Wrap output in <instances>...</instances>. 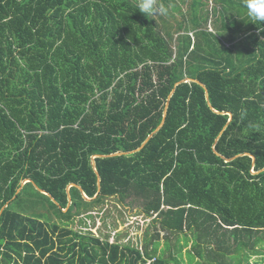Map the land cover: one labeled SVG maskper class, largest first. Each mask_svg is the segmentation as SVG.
<instances>
[{"label": "trees", "instance_id": "trees-1", "mask_svg": "<svg viewBox=\"0 0 264 264\" xmlns=\"http://www.w3.org/2000/svg\"><path fill=\"white\" fill-rule=\"evenodd\" d=\"M137 4L0 0V264H264V27H239L244 58L167 39ZM168 101L141 151L109 157L139 149ZM73 184L98 198L73 187L68 208ZM117 196L185 235L187 258L68 229Z\"/></svg>", "mask_w": 264, "mask_h": 264}, {"label": "rangeland", "instance_id": "rangeland-1", "mask_svg": "<svg viewBox=\"0 0 264 264\" xmlns=\"http://www.w3.org/2000/svg\"><path fill=\"white\" fill-rule=\"evenodd\" d=\"M159 2L168 9L167 16H155L158 23H165L164 36L167 39L180 38V44L183 41L192 40L195 44L203 40H212L217 48L233 47L234 51L242 52L244 58L246 57L247 45L241 41L243 32L239 27L250 25L252 21L246 15L244 0H159ZM233 37L237 38L235 42H231ZM235 44L237 45L234 46ZM27 183L28 180H25L22 185L25 186ZM144 205V200L135 196H128L126 199L122 196L106 198L76 215L67 226L74 232L91 233L96 238L108 240L110 243L118 241L122 246L130 245L141 252L145 250L143 245L146 242L160 240L162 257L185 260L187 258L185 253L191 249L192 242L185 247V235L165 233L159 223L154 224L153 218L147 217ZM51 218L55 223H62L59 217ZM189 236L192 237V234L189 233ZM166 245L169 248H166ZM180 246H183L182 252L179 250ZM152 248L153 246H149L150 251ZM254 260L255 258L251 259L249 264H255Z\"/></svg>", "mask_w": 264, "mask_h": 264}, {"label": "clouds", "instance_id": "clouds-1", "mask_svg": "<svg viewBox=\"0 0 264 264\" xmlns=\"http://www.w3.org/2000/svg\"><path fill=\"white\" fill-rule=\"evenodd\" d=\"M243 7L246 9V15L250 19V21H252V23H255L258 26L264 27V0H244ZM137 10H139V12H141L142 14H144L148 18L149 17H155V16H167L168 15L167 7L163 3L159 2V0H138ZM155 14H158V15H155ZM135 153H137V152H135ZM112 155H114V154H112ZM112 155H110L109 157H111ZM96 156H97V158L100 157L99 155H96ZM93 157H95V156H93ZM93 157H92V160H93ZM113 157H115V156H113ZM70 206H71V204H70Z\"/></svg>", "mask_w": 264, "mask_h": 264}, {"label": "water", "instance_id": "water-1", "mask_svg": "<svg viewBox=\"0 0 264 264\" xmlns=\"http://www.w3.org/2000/svg\"><path fill=\"white\" fill-rule=\"evenodd\" d=\"M189 82H195V83L199 84L200 86H202V87L206 90L207 100L209 101V93H208V90H207L206 86H205L204 84L200 83V82L197 81V80H193V79H185V80L181 81L180 83L176 84V87L179 86V85L182 84V83H189ZM174 92H175V89H174L173 92L171 93L169 99L173 96ZM168 107H169V101H168V103H167V105H166V108H165V111H164V120H163V122H162L161 125L158 127V129H157L153 134H151V135L149 136V138H148V139L146 140V142L142 145V147H143V146H144V145H145V144H146L151 138H153V136H154L155 134H157V133L162 129V127L164 126V124H165V118H166V116H167V112H168ZM215 112L218 113V114H222V115H229V116H230V121H229V122H231V120H232V114H231V113H227V112H217V111H215ZM142 147H141L140 149H138L137 151H133V152H130V153H116V154L112 155L111 157H113V156H121V155H131V154H134L135 152L140 151V150L142 149ZM96 158H97V156L93 157L92 162H93V168H94V171H95V173L97 174V178H98V188H99V191H100V190H101V177H100V175H99V173H98V171H97V168H96V164H95V159H96ZM235 158H236V157H235ZM235 158H233V159H228V160H226V162H230V161L234 160ZM253 159H254V158H253ZM254 160H255V159H254ZM28 182L30 183L31 180H28ZM23 186H24V185H22V187H23ZM73 187H76V188L79 189V191L81 192L83 198H84L87 202H91V201H93V200H95V199L98 198V195H96L94 198L90 199L89 197L86 196V194L84 193L83 189H82L80 186H77V185L73 184V185H71V186H69V187L67 188L68 198H69V205H68V208L70 207V204L72 203V199H71V195H70V190H71V188H73ZM19 191H20V190H19ZM40 192L43 193V194H45V195H47V196H50L47 192H45V191H43V190H40ZM64 211L66 212L67 209H65Z\"/></svg>", "mask_w": 264, "mask_h": 264}]
</instances>
